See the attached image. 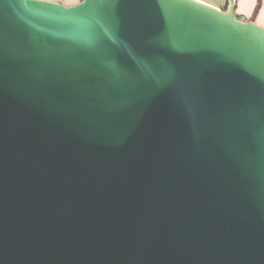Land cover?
<instances>
[{
	"label": "water",
	"instance_id": "1",
	"mask_svg": "<svg viewBox=\"0 0 264 264\" xmlns=\"http://www.w3.org/2000/svg\"><path fill=\"white\" fill-rule=\"evenodd\" d=\"M204 0H0V264H264V26Z\"/></svg>",
	"mask_w": 264,
	"mask_h": 264
},
{
	"label": "crops",
	"instance_id": "2",
	"mask_svg": "<svg viewBox=\"0 0 264 264\" xmlns=\"http://www.w3.org/2000/svg\"><path fill=\"white\" fill-rule=\"evenodd\" d=\"M61 2L67 6L77 4L81 0H49ZM216 7L227 8L229 1L228 0H204ZM237 9L236 14L237 18L244 21L253 20L258 24L264 26V0H236Z\"/></svg>",
	"mask_w": 264,
	"mask_h": 264
}]
</instances>
